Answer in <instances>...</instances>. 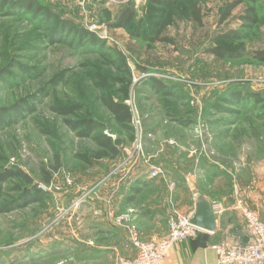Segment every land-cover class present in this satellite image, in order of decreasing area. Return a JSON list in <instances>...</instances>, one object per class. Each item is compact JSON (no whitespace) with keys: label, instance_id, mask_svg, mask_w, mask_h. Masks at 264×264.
I'll return each instance as SVG.
<instances>
[{"label":"rangeland","instance_id":"obj_1","mask_svg":"<svg viewBox=\"0 0 264 264\" xmlns=\"http://www.w3.org/2000/svg\"><path fill=\"white\" fill-rule=\"evenodd\" d=\"M41 1L87 30L94 24L105 46H72L52 34V21L0 8V264H115L131 247L127 227L137 228L129 202L114 201L120 176L143 164L163 177L167 167L183 171L211 198L233 195L264 222V109L224 101L235 92L264 98V63L254 57L264 49V0H244L226 17L235 0H196L200 23L185 3L163 11L147 0ZM128 6L132 24L112 26ZM248 7L257 10L254 27L241 39H218L241 29ZM110 100L128 106L126 125ZM14 169L30 183L4 176ZM164 183L169 213L180 212ZM36 190L38 201L20 204ZM148 191L133 200L156 193ZM103 217L122 219L125 246L120 234L99 232ZM114 244L122 251L101 255Z\"/></svg>","mask_w":264,"mask_h":264},{"label":"crops","instance_id":"obj_2","mask_svg":"<svg viewBox=\"0 0 264 264\" xmlns=\"http://www.w3.org/2000/svg\"><path fill=\"white\" fill-rule=\"evenodd\" d=\"M167 169V175L164 177H149L148 168L143 164L132 170H127L120 176L119 190L114 201L116 204L117 202H129L127 208L130 209V214L134 217V222L137 224L138 232L142 239L156 240L167 233V216L171 208L169 192L167 191L169 184L165 185L164 182L166 181H170L172 184L174 192L170 194L174 198L175 207L180 212L191 216L194 212L195 199L198 194L203 195L210 203L219 202L222 210L218 213L217 226L214 231L202 230L192 239L177 242L167 254L164 264H217L213 245L220 243L225 245H243L250 241L251 237L246 228L244 218L239 209L235 207L233 195H229V198L221 200L213 199L209 193L197 188L195 177H189L183 171H177L168 167ZM201 169L203 173L207 172L209 176L215 174V170L211 172L209 167L205 166L201 167ZM145 190H149L148 192L155 190L156 193H151L153 195H148L139 203L133 200L134 195ZM178 197H185V202H182ZM107 220V218L103 217L102 221L99 222L97 228L99 232L113 235L120 234L121 240H123L121 242L125 246L127 243H125V239L122 237V226L116 221L109 222ZM112 247L103 248L104 250H100L102 248L98 249L102 251L101 255H104L107 252L106 250H112L117 253L119 250L122 251L118 248V245L114 244ZM125 249L128 251L125 250L127 253L124 256L131 257L134 255L132 246ZM98 256H89L87 258L96 259Z\"/></svg>","mask_w":264,"mask_h":264},{"label":"trees","instance_id":"obj_3","mask_svg":"<svg viewBox=\"0 0 264 264\" xmlns=\"http://www.w3.org/2000/svg\"><path fill=\"white\" fill-rule=\"evenodd\" d=\"M243 1L244 0H235L234 3H230L225 13V17L230 15L232 9ZM147 2L151 5H155L156 9L163 11H168L179 3H185L193 19L197 23H200L201 21V10L196 0H147ZM0 8L5 10L8 9V13L13 10H20L35 16V18H41L45 22L52 21L55 26L54 28H52V34L55 35L56 38L57 36L62 35V38L65 41L66 39H69L68 43L72 44V46L81 47L87 44L97 45L101 42L102 44L104 43L103 40H99L95 34L87 30L85 27H82L81 25L76 24L69 19L60 18L59 12H56V10L50 8L41 0H0ZM241 19L243 23L241 29L229 30L226 33L220 34L219 36H217V38H221L223 40H237L244 37L258 21L257 10L254 7H248L247 11L241 15ZM133 20L134 11L131 10L128 6L122 10L119 18L116 22L112 24V26L129 27L132 24ZM52 40L56 42L62 41L61 38L55 39L53 37ZM107 49L109 51H112L113 53L117 52V50H112L113 48L108 47ZM225 52V50H222L219 47H211L208 51V53H211L219 58L224 57ZM118 55L121 56L119 52ZM254 57H256L258 61L264 63V49L254 52ZM152 85L155 90L163 94L172 93L169 86H166L165 84H162L157 81H152ZM224 101L230 104L235 103L239 107H244L246 104L243 103L248 101L250 103H256V105H262L264 109V98L260 94L254 92L243 95L240 92H235L231 94V96L227 100ZM107 105L117 123H119L120 125H126V123L130 120L131 117L130 112L128 110V106L124 103L115 102L112 100H110ZM86 124L89 130H92L95 125L94 123L89 122H87ZM86 135L88 134H85V136ZM101 144L108 148L113 154L117 153L115 147H113L111 144L109 145L108 142L107 144L105 142H101ZM4 176H18L23 178L26 182L30 183V179L20 169L7 170L5 171ZM48 179L49 178H47V180ZM39 193V190H36L27 194L26 198L21 197L23 201L20 204L22 205L26 203L28 198L33 199L34 201H38L41 198Z\"/></svg>","mask_w":264,"mask_h":264},{"label":"built area","instance_id":"obj_4","mask_svg":"<svg viewBox=\"0 0 264 264\" xmlns=\"http://www.w3.org/2000/svg\"><path fill=\"white\" fill-rule=\"evenodd\" d=\"M87 28L89 31L96 32L94 24ZM159 172V168L152 167L148 175L155 177L159 175ZM211 207L217 214L222 210L219 202H212ZM235 207L241 212L251 239L243 245H213L217 264H264V222L239 200H236ZM121 220L119 217L117 223H120ZM167 226L168 231L165 236L156 240H142L137 228L134 225H129L127 227L128 240L134 249V255L131 257L117 256L115 264H164L166 256L174 244L185 239H192L202 231L190 223L189 214L174 210L167 216Z\"/></svg>","mask_w":264,"mask_h":264},{"label":"water","instance_id":"obj_5","mask_svg":"<svg viewBox=\"0 0 264 264\" xmlns=\"http://www.w3.org/2000/svg\"><path fill=\"white\" fill-rule=\"evenodd\" d=\"M218 214L213 211L210 201L198 194L195 199V208L190 216V223L202 230L214 231L217 226Z\"/></svg>","mask_w":264,"mask_h":264}]
</instances>
